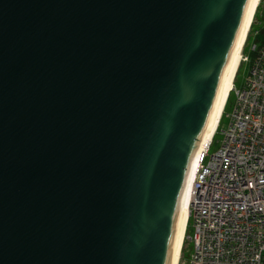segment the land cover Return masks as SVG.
Segmentation results:
<instances>
[{"label": "water", "instance_id": "95a60500", "mask_svg": "<svg viewBox=\"0 0 264 264\" xmlns=\"http://www.w3.org/2000/svg\"><path fill=\"white\" fill-rule=\"evenodd\" d=\"M249 0H0V264H171Z\"/></svg>", "mask_w": 264, "mask_h": 264}, {"label": "built area", "instance_id": "2783aa9c", "mask_svg": "<svg viewBox=\"0 0 264 264\" xmlns=\"http://www.w3.org/2000/svg\"><path fill=\"white\" fill-rule=\"evenodd\" d=\"M242 60L248 71L231 90L227 129L220 119L221 144L195 171L182 264H264V40Z\"/></svg>", "mask_w": 264, "mask_h": 264}, {"label": "bare ground", "instance_id": "6f19581e", "mask_svg": "<svg viewBox=\"0 0 264 264\" xmlns=\"http://www.w3.org/2000/svg\"><path fill=\"white\" fill-rule=\"evenodd\" d=\"M260 0H249L246 8L245 17L239 32L237 41L231 51L227 64L225 66L221 82L218 88V93L213 105L211 116L208 120L207 128L205 134L199 144L194 162L189 173L186 190L183 195L182 202L180 204L177 222L175 227V235L172 247V263L171 264H182V248L187 233V222L190 211V190L192 182L195 176V171L199 161L201 160L204 152L207 150L208 146L213 140V136L219 125L221 116L223 115V110L227 98L231 92L233 81L237 72V68L241 61L242 48L244 46L245 40L247 38L248 31L250 29L253 17L256 13L257 6Z\"/></svg>", "mask_w": 264, "mask_h": 264}, {"label": "rangeland", "instance_id": "374dc122", "mask_svg": "<svg viewBox=\"0 0 264 264\" xmlns=\"http://www.w3.org/2000/svg\"><path fill=\"white\" fill-rule=\"evenodd\" d=\"M257 8H259L258 15L255 13V15L253 17L250 29H249L248 34H247V38H246L244 46L242 48L243 51H242V54H241V61H240V64H239V66L237 68V72H236V75H235V78H234V81H233V86L234 85H237L238 87L242 86V83L244 82L245 76H246L247 71H248V64L247 63H243V60H242L243 59V55H245L246 53L249 52L250 45H251V42H252V41H250V39H251L252 36L255 35L256 30H257V29H255V27H258V26L264 24L262 22L263 18H264V0H260ZM257 10H256V12H257ZM260 21H261V23H260ZM248 40H249V42H247ZM246 47H247V49H246ZM233 86H232V88H233ZM230 95L232 96V102H233L235 97H234V94H233L232 91L230 92L229 96ZM225 106H226V104H225ZM225 106H224L223 112H225ZM230 111H231V107L228 109V112H230ZM228 123H229V118L225 114V117H224L223 122L221 124L222 129H224V130L227 129ZM216 132H217L218 135L216 136V138L214 140V136L216 134L215 133L214 136H213V140L211 142V145H212L211 148H210V153L211 154L214 153L219 148V146L221 144V141H222V134L219 132V130H217ZM188 233H189V230H187L186 234H188ZM185 241H188V239L184 240V244H183V248H182V250H183L184 247L185 248L187 247L186 248V256L185 257H184V250L182 252V259L183 260H185L186 257L188 258L189 257V253L192 252V243H189V244L187 243L186 244Z\"/></svg>", "mask_w": 264, "mask_h": 264}, {"label": "trees", "instance_id": "16d2710c", "mask_svg": "<svg viewBox=\"0 0 264 264\" xmlns=\"http://www.w3.org/2000/svg\"><path fill=\"white\" fill-rule=\"evenodd\" d=\"M257 9L258 10H257L256 14L258 15L259 8H257ZM263 20H264V18H263ZM255 29H257L256 31H258V33H257V35L252 36L251 39H250V41H253L254 40L255 42H262L264 40V24L263 25H260L258 27H255ZM247 42H249V40ZM246 49H247V47H246ZM232 103H233L232 102V96L230 95L229 98H228V100H227V102H226L225 112L223 113V115L221 117L220 125L222 124L223 119L225 117V114L228 112V109L230 107H232ZM217 135L218 134L216 133L215 136H214V140H215V138H216ZM186 244H187V242H186ZM186 248L184 247V249H183L184 250V257L186 256Z\"/></svg>", "mask_w": 264, "mask_h": 264}]
</instances>
